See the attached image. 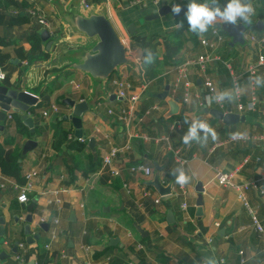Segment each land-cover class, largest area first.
<instances>
[{
    "label": "crops",
    "instance_id": "obj_1",
    "mask_svg": "<svg viewBox=\"0 0 264 264\" xmlns=\"http://www.w3.org/2000/svg\"><path fill=\"white\" fill-rule=\"evenodd\" d=\"M132 1L93 0L87 11L81 0H0V36L7 42L0 44V63L7 74L0 85L38 98L26 112L31 125L24 114L12 110L0 120V157L14 161L17 170L8 174L0 167V219L5 221L0 264H218L220 258L228 264H264V242L249 210L233 188L216 178L219 171L238 168L235 182H257L260 191L250 188L247 199L264 226V140L259 138L264 136V69L248 72L264 53V44L252 41L264 32V0H251L255 11L243 43H235L217 26L225 22L219 18L203 34L190 31V0H164L162 6L171 12L152 21L145 15L159 8L142 12L144 7ZM228 2L219 0L218 6L223 10ZM197 3L217 6L212 0ZM175 5L182 9L178 17L172 14ZM34 9L46 17V25L31 13ZM91 14L108 17L126 47L129 62L107 79L74 67L96 41L78 30L75 21ZM235 24L246 25L239 18ZM214 27L224 41L206 47L202 39L213 41ZM44 30L50 35L45 40ZM204 52L212 60L200 71L194 61ZM118 77L132 84L128 94H140L137 102L116 95L112 80ZM207 80L215 86L210 104L205 100ZM67 98L89 106L82 115L84 137H77V128L65 118L73 111ZM171 99H178L176 114H170ZM206 108H229L245 120L226 124ZM121 109L130 113L127 120L119 118ZM236 135L246 139L231 141ZM27 141L35 145L23 154ZM127 142L130 150L105 165L111 145ZM175 150L186 162L177 160ZM137 163L151 165L152 177L132 175L129 167ZM34 171L38 175L32 179L29 201L21 203V187ZM157 173L165 186L171 184L170 195L163 197L146 185ZM181 174L186 177L183 184L178 183ZM199 183L204 190L201 213ZM145 186L152 197H143ZM44 223L48 232L39 227ZM28 228L31 237L40 235L31 245ZM115 238L118 242L111 245ZM16 243L24 249L18 245L14 252Z\"/></svg>",
    "mask_w": 264,
    "mask_h": 264
},
{
    "label": "water",
    "instance_id": "obj_2",
    "mask_svg": "<svg viewBox=\"0 0 264 264\" xmlns=\"http://www.w3.org/2000/svg\"><path fill=\"white\" fill-rule=\"evenodd\" d=\"M182 10V9H181ZM145 12V8L142 10ZM171 12L170 7L162 6L159 9H155L152 13H148L145 15V20L152 21L154 19H159L162 16H165ZM179 13L172 14L176 17L180 15ZM75 26L78 30L85 33L88 39L96 40L93 43H89L88 49L85 51L84 57L81 62L75 63L74 67L80 69L82 71L90 73L93 77L107 79L114 73V71L121 65L129 62L126 55V47L121 40L117 30L114 25L110 21L108 17L103 14H91L89 16L80 15L76 18ZM217 26L222 28L224 31L228 32L230 36L233 37V41L243 43V34L244 31L250 23L244 24H235L232 22H224L217 23ZM42 38L45 40L49 35L48 31H42ZM80 58V57H79ZM168 95L167 92L160 95L161 97H165ZM38 102V98L29 92L9 88L4 85H0V120H4L7 116V112L14 111L18 113L24 114L23 119L29 125L32 124V119L28 117L27 113L30 108ZM66 103L73 108V111L70 115H67L65 118L70 119L73 125L77 128L76 136L84 137L83 135V122L82 115L85 111L89 109L88 104L85 101L76 103L72 99H65ZM170 104V114H176L179 111V103L178 99L169 100ZM206 112L211 113L217 119L223 120L226 124H234L238 121H244L245 116H240L238 113H233L228 108V112H224L220 109H205ZM184 113V110H182ZM4 129V125L0 124V131ZM94 143V138L90 139V144ZM34 141H27L25 146L23 147V154H26L29 150H31ZM156 166V170L160 171L161 168L158 165ZM146 185H151L155 187L156 191L163 197L171 194V184L165 186L159 176V173L156 174L155 178L151 182H146ZM199 189L196 191L199 193L197 200V207L199 208V213H201L202 207V193L204 192L203 188H201V183H199ZM170 216L168 221L170 222ZM17 221V220H15ZM28 222H31L30 217L28 218ZM171 223V222H170ZM5 221L3 218L0 219V237L5 235ZM43 231L48 232L49 224H41L39 226ZM135 228L137 232L142 236L146 237L147 233L135 224ZM28 235L27 242L28 244H33L35 240L40 239V235H36L31 237V232L29 228L25 232ZM111 245H115L118 242V239H111ZM19 243H16L14 247V252H17Z\"/></svg>",
    "mask_w": 264,
    "mask_h": 264
},
{
    "label": "built area",
    "instance_id": "obj_3",
    "mask_svg": "<svg viewBox=\"0 0 264 264\" xmlns=\"http://www.w3.org/2000/svg\"><path fill=\"white\" fill-rule=\"evenodd\" d=\"M92 1L93 0H81L82 6L85 10H91L92 8ZM164 0H133L132 4L133 5H137V6H141L144 8H148V7H153V8H160L163 5ZM32 14L37 13L39 14V12L34 9L33 11H31ZM41 14V13H40ZM39 14V19L41 24L46 25L47 19L46 17L41 14ZM212 33H213V37L214 40L210 41L208 39H202V44L205 45L206 47H215L218 44L222 43L224 41V36L222 35L221 31L219 28L214 27L212 29ZM252 41L254 42H258L261 44H264V32H262L258 37H252ZM264 53H261L259 55L258 61L256 63H252L251 65H249L248 67V72L251 75H255L256 72L260 69L263 68L264 69ZM212 60L211 54L208 52H204L202 54H200L197 59L194 61L195 63L198 64L199 70L200 71H205L207 64ZM192 63V62H191ZM186 72V66L183 65L180 67V73L181 74H185ZM7 77V74L3 68V65L0 63V81H4ZM180 78L177 80L176 82V86H178L180 84ZM112 84L115 87L116 91V95L118 97L121 98H127L128 101H130L132 104H134L135 102H137L141 96L140 94H128V89L132 86V84L123 79V78H114L112 80ZM206 88H207V94H206V101L207 104H210V100L213 94H215V86L213 84V82L211 80H207L206 81ZM145 87V86H144ZM217 99V98H216ZM219 102V100H217ZM203 104V103H202ZM240 108H243V105L240 104L239 105ZM109 112L112 114L113 113V109H110ZM44 114H47V112H44ZM130 116V113L127 112L124 109L120 110L119 113V118L122 120H127ZM9 118H12V114H9ZM203 127L205 129H208V127L206 125H203ZM177 128V124H174L171 126V130L174 131ZM259 138H261L262 140H264V136H259ZM168 140L169 137H156L157 141L160 140ZM245 140V137H241L239 135H236L233 137V139L231 141H240V140ZM131 148L130 143H126L124 145H111L110 149L108 150V152L104 155L103 157V162L105 165H109L113 162V160L121 154L126 153L127 151H129ZM175 155H177V160L180 163H184L186 162L185 159L181 158L179 156L180 150H175ZM238 168L231 170V171H219L216 175L217 180L228 187L233 188L232 190H234L238 196V199L241 201V203H243V205L249 210L251 216H252V220H253V224L256 228V230L258 231L261 239L264 242V226L262 225V223L259 221L258 217H257V213L252 210V208L249 206V202L247 199V192L250 190V188H258L257 190L260 191L259 189V184L257 182H252V183H242V182H235L234 181V176L235 174L238 173ZM129 171L132 175H134L135 173L140 174L141 177L144 178H149L152 177L153 174V168L151 165H147L144 163H137V164H132L129 167ZM113 175H118L119 170L118 169H113L112 171ZM38 173L37 172H32L30 174H28V179H27V183L25 185H23L21 187V193L20 196L18 197L19 202L21 203H27L29 201V193L33 190V183H32V179L34 178V176H37ZM261 193H264V190L261 191ZM143 197L144 198H148V197H152L153 193L151 192V190L149 188H147L145 186L144 191H143ZM156 204L160 203V199L158 197H156L154 199ZM186 205L183 204V208L186 209ZM41 222H45L44 219H41ZM52 223L54 225H57L59 223L58 220H53ZM19 247L21 249H24L25 245L21 244L19 245ZM264 251V249H263ZM240 255H243L242 252H240ZM245 262V261H242ZM218 264H228L227 261L224 258H220L218 260Z\"/></svg>",
    "mask_w": 264,
    "mask_h": 264
},
{
    "label": "clouds",
    "instance_id": "obj_4",
    "mask_svg": "<svg viewBox=\"0 0 264 264\" xmlns=\"http://www.w3.org/2000/svg\"><path fill=\"white\" fill-rule=\"evenodd\" d=\"M216 7H210L208 3H197V0H190L188 4V11L186 13L187 19L190 23V31H198L203 34L208 31L209 26L218 18L225 22H237L238 18L248 23L254 13V8L251 0H229L226 7L221 10L218 6L219 0H212ZM181 11L180 5L172 7L173 13ZM264 59V58H262ZM150 62V58H149ZM193 131H195L193 129ZM186 177L181 174L178 183L183 184Z\"/></svg>",
    "mask_w": 264,
    "mask_h": 264
},
{
    "label": "trees",
    "instance_id": "obj_5",
    "mask_svg": "<svg viewBox=\"0 0 264 264\" xmlns=\"http://www.w3.org/2000/svg\"><path fill=\"white\" fill-rule=\"evenodd\" d=\"M24 4L26 6L28 5L26 1H24ZM21 20L23 21L24 19H21ZM21 20H19V21H21ZM6 43L7 42L4 40V38H2L0 36V44H4L5 45ZM14 164H15L14 161L13 162H9V161L4 160L2 157H0V167H1V169H2V171L4 173L16 174L17 170L15 169V167H14L15 165Z\"/></svg>",
    "mask_w": 264,
    "mask_h": 264
}]
</instances>
